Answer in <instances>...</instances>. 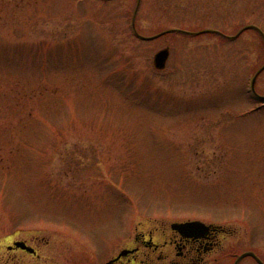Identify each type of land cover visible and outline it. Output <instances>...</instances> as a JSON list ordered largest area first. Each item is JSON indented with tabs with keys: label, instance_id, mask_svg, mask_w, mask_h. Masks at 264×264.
I'll use <instances>...</instances> for the list:
<instances>
[{
	"label": "rangeland",
	"instance_id": "obj_1",
	"mask_svg": "<svg viewBox=\"0 0 264 264\" xmlns=\"http://www.w3.org/2000/svg\"><path fill=\"white\" fill-rule=\"evenodd\" d=\"M138 1L0 0V264H97L114 197L264 254V0Z\"/></svg>",
	"mask_w": 264,
	"mask_h": 264
},
{
	"label": "flooded vegetation",
	"instance_id": "obj_2",
	"mask_svg": "<svg viewBox=\"0 0 264 264\" xmlns=\"http://www.w3.org/2000/svg\"><path fill=\"white\" fill-rule=\"evenodd\" d=\"M246 28L249 27H244L235 36L238 37ZM250 95L252 102L256 98L264 104L263 93ZM255 108L258 110L259 106ZM255 108L252 107V110ZM98 188L104 192L109 189L101 182ZM111 199L116 204L114 208L117 212L113 218V230L110 232L103 228L96 237L91 234L97 264H264V254L259 248H238L237 230L232 225L208 218L169 219L136 215L126 220L121 203L115 197ZM192 221L200 223L191 228L178 225ZM76 231V239L79 235H86L84 239L90 242L87 234ZM40 240L38 237L33 241L27 238L13 239L6 245V253H0L10 257L13 253H24L27 258L33 257L36 263L41 257ZM19 241L26 247L16 245Z\"/></svg>",
	"mask_w": 264,
	"mask_h": 264
},
{
	"label": "water",
	"instance_id": "obj_3",
	"mask_svg": "<svg viewBox=\"0 0 264 264\" xmlns=\"http://www.w3.org/2000/svg\"><path fill=\"white\" fill-rule=\"evenodd\" d=\"M170 54V49L169 47L163 48L161 50H159L156 54H155V58H154V66L158 69H164L166 67L165 64H167V61L169 59V55ZM254 83L256 81V78L253 80ZM200 223L199 221H192V222H186V223H181L178 224L180 227L182 228H191L192 226H194L195 224ZM16 245H21L23 247H26L25 244L21 241L16 242ZM247 254V253H246ZM250 254V253H249ZM244 256V255H243ZM109 264V263H107Z\"/></svg>",
	"mask_w": 264,
	"mask_h": 264
}]
</instances>
